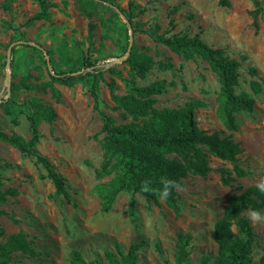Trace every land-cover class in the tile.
<instances>
[{
	"label": "rangeland",
	"instance_id": "rangeland-1",
	"mask_svg": "<svg viewBox=\"0 0 264 264\" xmlns=\"http://www.w3.org/2000/svg\"><path fill=\"white\" fill-rule=\"evenodd\" d=\"M112 1L127 10L128 0ZM132 1L144 9L133 19V27L130 26L132 48L145 52L155 63L169 59L174 65L173 70L161 71L156 64L144 80H137L138 86L158 80L168 83L165 91L155 98L156 109L180 108L190 100L202 101L204 106L193 112L198 128L208 133L222 132L223 136L230 135L239 143L242 149L239 163L248 175L236 179L230 186H223L217 169L231 171L232 167L228 162L209 156L211 172L206 178L188 177L175 188L179 213L168 208L163 197L159 198V205L154 206L141 195L127 193H120L111 209L103 211L102 202L94 190L100 182L94 171L103 160L100 145L102 123L93 109V99L87 87L55 84L61 95L60 103L51 99L49 94L28 90L16 92L11 99L9 87L21 79L37 84L49 80L51 68L36 52L23 47L26 45L40 49L45 61L46 58L48 63L52 60L61 70L66 69L59 60L61 51L67 57L83 51L97 61L98 68L110 65L125 54L119 49L121 37L117 28L118 23H124L123 19L111 18L110 28L105 31L100 21L110 16L108 12H100L89 20L77 13L74 0H51L54 7L48 10V20L25 25L39 11L38 3L35 0H0V104L8 101L10 113L6 115L0 107V131L28 140L27 103L36 100L50 104L56 118L52 125L42 123L39 126L40 139L36 148L65 178L66 192L70 197L67 203L62 196L55 195L50 181L39 179L45 171L35 164L34 158L22 157L15 148L0 142V160L10 165L2 169L3 188H13L18 193L1 206L6 216L0 217L4 230L0 243H4L9 235L22 232L36 252L34 257L13 253L9 264H70L72 250L78 251L86 262L100 260L106 264V251L116 254L119 250L125 254L132 244L139 245L136 264H174L178 233H190L192 237L187 248L189 264H199L205 257L212 262L216 254L213 225L222 216L229 199L238 193L236 187L246 189L264 182V87L257 96L249 87L250 81L264 79V15L257 17L255 29L249 15L253 9L250 0H229V8L220 7L218 0ZM258 1L264 7V0ZM2 3L9 4L7 10ZM175 6L180 9L169 16ZM170 19L174 21L173 28L169 26ZM89 23L93 25L92 30H89ZM154 27H158V35H197L209 46L222 49L227 57L240 62L236 93H248L254 99V108L251 113L235 115V131H228L218 115L217 76L201 59L184 61L157 44L145 32ZM130 30L127 27V36ZM10 45L13 46L7 61ZM47 51L52 55L49 56ZM114 65L121 72L122 79L129 78L125 64ZM250 68L257 71L256 77L249 75ZM6 76L8 81L5 83ZM111 79L104 74L98 83L99 110L119 124L123 122L120 112L113 109L106 87ZM113 80L118 87L116 94H126L124 83ZM131 201H134L133 216L128 214ZM249 215L246 214L255 237L251 264H258L264 253V223L253 222Z\"/></svg>",
	"mask_w": 264,
	"mask_h": 264
},
{
	"label": "trees",
	"instance_id": "trees-1",
	"mask_svg": "<svg viewBox=\"0 0 264 264\" xmlns=\"http://www.w3.org/2000/svg\"><path fill=\"white\" fill-rule=\"evenodd\" d=\"M35 1L38 3L39 11L25 25L33 21L48 20V10L54 7L51 0ZM250 2L253 9L249 15L256 29V19L259 15H264V7L258 0H250ZM218 5L223 8L230 7L229 0H218ZM2 6L7 10L9 4L2 3ZM74 7L79 15L89 20L98 16L100 12H108L110 16L100 21L105 31L110 28L111 18L117 21L120 18L119 14H122L127 23L133 27V19L144 12V9H140L132 0H128L127 10L122 9L112 0H74ZM179 9V6L173 7L168 15L172 16ZM5 26L8 25L5 24ZM117 26L121 37L119 49L125 53L128 45L127 25L118 23ZM169 26L171 28L175 26L172 19L169 21ZM92 29L93 25L89 23V30ZM145 32L157 44L163 45L184 61H195L199 58L208 65L218 78L217 111L228 131L236 130L235 115L237 113L253 111L254 99L248 93H236L241 68L239 61L227 57L222 49L209 46L197 35L193 37L178 34L158 35V27ZM23 47L32 49L42 62L46 63L40 49L28 45ZM47 54L51 56L52 52L47 51ZM59 60L66 65V69L61 70L50 60L51 70L48 73L49 80L46 82L27 83L25 79L17 83L12 82L9 87L10 98L12 99L20 90H28L49 94L51 99L60 103L61 95L55 84L65 87L80 84L87 87L93 99V109L98 113L102 123L100 134L103 138L100 145L103 160L94 171L95 178L100 181L94 190L102 202L103 211L111 209L120 193H127L141 195L154 206H158L159 198L163 197L165 205L174 213H179L180 207L175 188L188 177L206 178L211 172L209 156L228 162L232 167L231 171L224 168L217 169L223 186H230L236 179L245 178L248 175L239 163L238 156L242 153L239 143L234 142L230 135L223 136L222 132L208 133L198 128L193 112L196 108L204 106L202 101L190 100L180 108L156 109L155 98L165 91L169 86L168 83L165 80H158L146 86H138L137 80H144L156 64L161 71L173 70L174 65L169 59L155 63L151 56L145 52H138L133 47L123 63L127 66L130 75L126 80L122 79V74L115 65L98 68L97 61L90 59L83 51H78L72 57L65 56L61 51ZM82 69L86 72L81 73ZM77 72L80 73L77 74ZM248 72L251 77L257 76L254 68H250ZM104 74L121 80L127 89L126 94L118 95L115 81L111 79L106 83L110 100L114 104L113 109L120 112L122 123L117 124L112 117L99 110L98 83L103 80ZM170 85L172 86L173 83L171 82ZM249 87L253 95H260L264 87V79L261 82L250 81ZM7 102L2 101L0 107L6 115H9ZM27 110L29 139L24 140L16 134L8 135L0 131V142L15 148L22 157L34 158L35 164L45 171V175H39V179L50 181L55 195L62 196L69 203L70 197L66 192L65 178L36 148L40 139L39 126L42 123L52 125L56 113L50 104L36 100L27 103ZM3 167L9 168L10 165L0 160V217L6 216L1 206L5 205L9 198L18 195L13 188H3ZM105 178L108 180L101 182ZM165 189L168 192L166 197L162 195ZM236 191L238 193L229 199L222 216L213 225L212 239L216 245V254L212 262L210 258L205 257L199 264H251L255 237L246 214L253 210L262 212L264 193L258 191L257 185L246 189L237 186ZM128 214L129 216L134 214V201L129 204ZM3 237L4 230L0 225V239ZM191 238L190 233L176 235L174 264H189L187 248ZM138 249L139 245L132 244L125 254L119 250L116 254L106 251L105 262L106 264H136ZM13 253L36 256V252L22 232L11 234L4 243H0V264H9ZM70 264L104 263L100 260L86 262L78 251L72 250ZM258 264H264V253Z\"/></svg>",
	"mask_w": 264,
	"mask_h": 264
},
{
	"label": "water",
	"instance_id": "water-1",
	"mask_svg": "<svg viewBox=\"0 0 264 264\" xmlns=\"http://www.w3.org/2000/svg\"><path fill=\"white\" fill-rule=\"evenodd\" d=\"M118 12V11H117ZM119 13V12H118ZM119 16L123 19V22L127 25L128 29L130 30V25L127 23V21L125 20L124 16L122 14H119ZM128 45H127V49L126 52L124 54L123 57L117 58L116 60H113L110 65H114V64H121L124 63L125 60L128 58V56L130 55L131 49H132V45H133V37H132V32L130 30L129 35H128ZM13 45H10L7 51V61H9L10 59V51ZM46 62L48 63V59L46 58ZM109 65V66H110ZM80 72H77V74H79ZM8 81V76H6L5 78V83Z\"/></svg>",
	"mask_w": 264,
	"mask_h": 264
},
{
	"label": "clouds",
	"instance_id": "clouds-1",
	"mask_svg": "<svg viewBox=\"0 0 264 264\" xmlns=\"http://www.w3.org/2000/svg\"><path fill=\"white\" fill-rule=\"evenodd\" d=\"M257 189L259 192L264 193V182H261L257 185ZM164 197L168 195L167 190L162 193ZM249 218L256 223H264V213H261L259 211L253 210L250 212Z\"/></svg>",
	"mask_w": 264,
	"mask_h": 264
}]
</instances>
